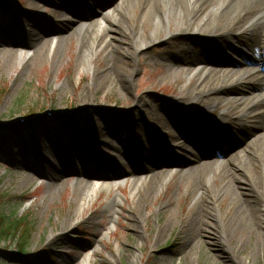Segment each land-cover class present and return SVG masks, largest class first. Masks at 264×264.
Returning a JSON list of instances; mask_svg holds the SVG:
<instances>
[{"label":"rangeland","instance_id":"obj_1","mask_svg":"<svg viewBox=\"0 0 264 264\" xmlns=\"http://www.w3.org/2000/svg\"><path fill=\"white\" fill-rule=\"evenodd\" d=\"M5 1L7 8H0V197L8 213L14 211L20 216L31 213L34 226L26 254H20L16 242H0V264H83L81 259L85 256L89 257L85 264H264V248L256 244L252 234H245L244 241L234 243L239 260L229 253L219 234V219L214 212L200 220L198 232L186 231L193 202L200 195V203L208 204L213 200L208 190L202 188L190 193L189 179H181L179 173L171 174L165 186L153 192L150 174H147L149 178L143 180L137 196L132 197L135 173L141 166L138 155L129 156L123 165L113 163L111 173L98 161L97 156L113 162L106 154H111L112 150L98 139L108 131L141 144L143 157L145 150L148 153L150 150L148 145L145 147L146 134L140 120H145L153 131L164 125L167 133L176 134L172 121L181 128L180 118L171 121L170 117L156 111L159 105H168L154 94L179 97L190 81L185 75L179 81H166V85L150 81L160 77V69L144 66L143 55L140 68L131 74L134 58L127 55L120 43L131 35L128 26L140 29L138 18L144 4L131 10L129 16L122 14L123 21L115 24L108 34V50L114 55V61L109 62L108 50H103L92 64L83 66L82 49L78 45L82 35L68 36L69 32L64 33L65 24L67 20H73L74 28L89 24L99 17L101 7L110 3L113 6L112 0H91V3L90 0H34V4L31 0ZM111 19L109 17L108 21ZM30 28H34L32 32L28 31ZM43 29L48 32L46 39L55 43L59 37L61 40L54 45L28 47L33 40L31 35L42 37ZM53 30L64 32L56 35L51 33ZM178 42L170 37L160 49L155 47L149 53L171 54L168 50L173 45L178 46ZM128 75L133 77L131 81ZM241 92L243 89L237 87L223 91L224 96H238L241 101L219 104L215 112L238 102L243 104L249 95L241 97ZM131 107L135 110L131 111ZM45 111H51L52 115L45 117ZM66 117L77 123L66 124L69 120ZM22 118L25 121L20 124ZM43 118L49 122L47 126H42ZM132 118L134 121L130 124ZM245 122L248 124L245 132L255 126L254 117ZM15 123L26 127L25 140L29 139V129L34 141L42 147L34 157L25 152L15 130L7 129ZM119 128L123 132L120 133ZM229 130L236 132L234 127ZM164 132L159 136L169 145L170 139ZM240 132L241 138H245L246 133ZM153 136L156 137V133L153 132ZM169 157L177 164L183 160L173 154ZM63 161L67 163L64 174L55 178L49 169L51 165L59 167V162L63 164ZM76 167L82 172H76ZM121 176L128 181L113 184L109 191L100 187L89 201L81 200L78 185L82 182L86 186L89 182L80 180L104 182ZM246 180L243 186L246 199L252 200L250 196L258 194L259 189L252 178L248 176ZM115 193H121L124 199L119 203L118 216L111 228L113 212L107 207ZM222 210L220 207L221 214ZM102 233L108 235L101 237ZM43 249L49 254L41 253ZM134 255L138 256L137 262L132 260ZM12 256L20 260H12Z\"/></svg>","mask_w":264,"mask_h":264},{"label":"bare ground","instance_id":"obj_2","mask_svg":"<svg viewBox=\"0 0 264 264\" xmlns=\"http://www.w3.org/2000/svg\"><path fill=\"white\" fill-rule=\"evenodd\" d=\"M111 2L113 6L110 3L109 7H102L99 17L89 24L74 28L73 20H67L65 32L53 30L51 33L59 35L69 32L68 36L82 35L81 42L78 43L82 49L81 64L88 66L100 51L107 52L109 49L108 34L114 29L115 24L123 21L122 17L129 16L130 11L138 5L144 4L138 18L141 23L140 29L135 25L128 26L131 35L120 40L127 55L134 58L135 64L130 67L131 74L140 68V59L143 57L144 66H156L160 69V77L150 81L166 85V81H179L183 75L190 81L183 88L186 91L179 97H174L184 123L181 131L179 130L178 134L167 133L164 125H160L154 134L156 133L160 138V133L165 131L164 135L170 139L171 150H186V155L180 153L185 167L179 173L181 179H189V192L193 194L203 188L213 194V200L208 204L199 202L201 195L193 202L189 209L186 231L198 232L200 220L206 219L214 212L215 217L220 220L217 222L223 243L228 246L229 253L236 260H239V257L233 245L236 241H244L245 234L255 235L256 244L264 248L262 223V219L264 222V81L260 74L264 75V0H112ZM30 3L34 4V0ZM109 17L112 18L110 21H108ZM134 19L136 20L135 17ZM33 29L30 28L28 31L32 32ZM243 31H249V45L241 44L246 52L244 54L250 53L253 57L246 63L238 60L237 57L241 56L242 52L234 41L243 34ZM43 32L42 37L32 34L33 40L28 47L34 49L39 45H54L61 40L59 37L55 43L50 38L46 39L47 30L43 29ZM170 37L179 40L178 46L173 45L168 50L172 52L171 54L149 53L155 47L160 49ZM196 39H199L200 43ZM106 59L109 62L114 61V55L109 50ZM128 77L129 81L133 79L131 75ZM231 87L243 89L240 93L241 97H245V94L249 95L244 99V105L238 102L230 108L215 112L219 104L233 100L241 101L238 96L223 95V91ZM158 110L162 111V107H158ZM249 117H254L255 122V126L248 132L249 142L243 141L239 145L223 140L219 142L227 129L226 125H220V120L226 123L232 122L237 129H240ZM157 119L160 120L161 117ZM144 127L151 141L158 142L152 130L147 125ZM98 139L106 142L105 144L111 148L117 147L113 144L114 139L107 138L106 135H101ZM211 148L212 155L208 152ZM159 151L157 149L154 155L148 158L149 163L155 167V169L148 167V171L151 172L150 182L153 192L160 191L165 186L173 171L161 167V164L168 165V163L162 159V154L157 157ZM223 153L225 156L222 155ZM170 163H172L170 168H174L173 162ZM66 165L59 167L51 165L49 171H52L55 178H60L64 174ZM75 171L82 172L79 167H76ZM248 176L256 182L259 189V200L257 193V197L255 194L250 197L258 202L246 199L247 193L244 192L243 186ZM147 177L141 175L134 181V187L131 189L132 197L137 196L138 189L142 188L143 179ZM80 181L89 182L85 184L86 186L82 182L78 185L82 194L81 200L84 202L89 201L91 194L98 188L109 191L113 187L109 182L101 183L84 179ZM122 182L125 180H118L117 184ZM123 199L121 193H115L108 204L107 210L113 212L111 228H114L119 203ZM82 205L83 203L76 208V213ZM219 206L224 209L222 214ZM258 217H261V220ZM105 235L108 233H102L101 237ZM186 242H189L187 238ZM100 245L99 241L97 246ZM88 260L87 256L81 259L83 264ZM132 260L137 262L138 256L134 255Z\"/></svg>","mask_w":264,"mask_h":264},{"label":"trees","instance_id":"obj_3","mask_svg":"<svg viewBox=\"0 0 264 264\" xmlns=\"http://www.w3.org/2000/svg\"><path fill=\"white\" fill-rule=\"evenodd\" d=\"M31 116L32 115L29 117ZM43 125H48V122H43ZM24 147L30 149L32 146L27 142ZM33 226L31 213H26L21 216L17 215L14 211L8 213L7 210L3 208L2 199L0 197V242H16L21 252L20 254H23L26 251V244L30 240ZM41 253L48 255L49 251L43 249ZM12 257V260H20L18 257Z\"/></svg>","mask_w":264,"mask_h":264},{"label":"water","instance_id":"obj_4","mask_svg":"<svg viewBox=\"0 0 264 264\" xmlns=\"http://www.w3.org/2000/svg\"><path fill=\"white\" fill-rule=\"evenodd\" d=\"M20 121V120H19ZM20 124L22 123V122H19ZM13 125H17L16 123L15 124H12V125H10V126H13Z\"/></svg>","mask_w":264,"mask_h":264}]
</instances>
